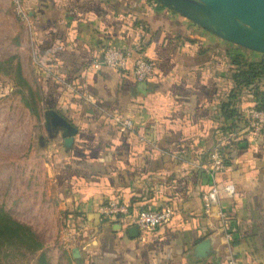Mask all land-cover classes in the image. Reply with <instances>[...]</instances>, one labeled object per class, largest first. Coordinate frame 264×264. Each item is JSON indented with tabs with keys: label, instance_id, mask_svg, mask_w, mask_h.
<instances>
[{
	"label": "crops",
	"instance_id": "1",
	"mask_svg": "<svg viewBox=\"0 0 264 264\" xmlns=\"http://www.w3.org/2000/svg\"><path fill=\"white\" fill-rule=\"evenodd\" d=\"M27 1L39 117L23 103L42 121L45 137L28 158L10 161L17 171L16 203L34 214L43 205L59 216L73 211L86 219L80 242L67 251L71 264H228L226 239L206 218L202 201L214 183L206 168L222 146L227 171L216 181L236 189L229 207L232 252L242 264H264V134L253 139L246 133V111L256 99L247 90L233 91L225 55L257 60L258 53L238 50L153 0ZM109 45L127 48L131 64L141 56L154 60L158 77L145 84L128 72L91 68ZM230 96L238 119L223 117L221 103ZM48 110L78 129L71 148L62 131L47 130ZM116 117L131 119L135 128L121 130ZM110 202L126 204L128 215L103 217L99 207ZM168 205L174 209L170 223L129 235L131 218Z\"/></svg>",
	"mask_w": 264,
	"mask_h": 264
},
{
	"label": "rangeland",
	"instance_id": "2",
	"mask_svg": "<svg viewBox=\"0 0 264 264\" xmlns=\"http://www.w3.org/2000/svg\"><path fill=\"white\" fill-rule=\"evenodd\" d=\"M30 28V20L28 23L20 19L12 0H0V209L29 227L43 245V250L36 254L9 248L0 264H39L41 254L49 264H71L67 250L61 246V231L68 215L59 216V213L43 209V205L34 214L28 205L16 203L19 190L12 187L17 171H14L11 159L16 156L19 161L28 158L32 148L39 150V140L45 137L42 121H37L24 106L21 93L26 94L27 90L18 83L20 74L33 89L37 91L39 87L36 84L37 55L32 56L27 50ZM258 55L259 59H264ZM26 172L25 168L21 175L18 172L22 186L26 183ZM10 173L12 179L8 184L5 179L11 178Z\"/></svg>",
	"mask_w": 264,
	"mask_h": 264
},
{
	"label": "built area",
	"instance_id": "3",
	"mask_svg": "<svg viewBox=\"0 0 264 264\" xmlns=\"http://www.w3.org/2000/svg\"><path fill=\"white\" fill-rule=\"evenodd\" d=\"M12 3L20 19L28 23L30 20L31 24L30 13L24 5V0H12ZM90 66L94 69L107 66L119 72L131 73L132 77L140 83L152 82L159 74L158 66L151 60L141 57L131 64L130 51L118 45L106 47L100 57L94 59ZM255 104H252L246 111V133L253 139L264 134V110L258 109ZM114 121L115 125L119 126L121 130L132 131L135 128V123L129 118L116 117ZM206 170L214 183L202 195L204 214L208 220L217 222L218 231L226 239L229 250L226 254L228 264H242L240 259L233 254L231 248V243L233 242V216L229 211V207L236 201V189L232 183L221 184L216 181L218 174H223L227 171L225 150L222 146H218L213 150L211 163ZM224 200L228 201V205L223 203ZM98 211L103 217L111 221H116L128 215L127 205L118 202L102 205ZM173 217L174 209L168 205L158 210L141 211L129 220V224L137 226L140 232L151 233L159 227L170 223ZM85 227V218L80 213L66 216L61 231V246L67 251L74 249L80 242Z\"/></svg>",
	"mask_w": 264,
	"mask_h": 264
},
{
	"label": "water",
	"instance_id": "4",
	"mask_svg": "<svg viewBox=\"0 0 264 264\" xmlns=\"http://www.w3.org/2000/svg\"><path fill=\"white\" fill-rule=\"evenodd\" d=\"M175 13L187 18L202 29L235 46L264 57V0H155ZM48 131L63 132L64 144L71 148L78 129L55 110L45 112ZM246 143L242 147H246ZM131 237H138L137 226L127 230ZM209 241L199 245L208 249ZM76 253V252H74Z\"/></svg>",
	"mask_w": 264,
	"mask_h": 264
},
{
	"label": "trees",
	"instance_id": "5",
	"mask_svg": "<svg viewBox=\"0 0 264 264\" xmlns=\"http://www.w3.org/2000/svg\"><path fill=\"white\" fill-rule=\"evenodd\" d=\"M155 3L158 5V9L168 8L161 2L155 1ZM24 5L26 9H28L29 11L31 10L27 0H24ZM223 53L224 52H222V54ZM225 55L226 58H228L231 61L232 63L231 65L233 66L232 79L236 86L233 91L238 94L243 92V90H247L251 95L255 97L256 102H254V104L256 103L255 105L257 106V108L260 110H264V94L259 92V90L264 87V59L262 58L257 60L255 59L249 60L246 59V57L243 56L240 52H235L233 54L230 51H228L225 52ZM145 59L153 61L158 66V64L154 60L150 58H145ZM18 77H19L18 83L20 84L19 86L21 87L22 85L21 88H25L27 90V93L25 94L24 91H22L21 89L22 99L25 105L28 108H30L37 117H39L37 111L36 92L31 87L29 82L25 80L20 74L18 75ZM234 97L235 96H230L227 101L221 103L222 114L226 120L238 119V117L240 116L238 110L235 108L233 104ZM146 210H158V209H146ZM71 214H74V212L73 211L67 212L65 216ZM9 248L21 249L29 253L36 254L43 250V245L42 242H40L37 239V237L29 227L14 220L11 216H9L5 212H3L2 209H0V262L2 256ZM38 263L49 264L44 254L40 255L38 259Z\"/></svg>",
	"mask_w": 264,
	"mask_h": 264
}]
</instances>
